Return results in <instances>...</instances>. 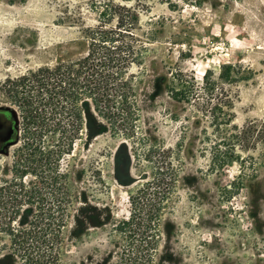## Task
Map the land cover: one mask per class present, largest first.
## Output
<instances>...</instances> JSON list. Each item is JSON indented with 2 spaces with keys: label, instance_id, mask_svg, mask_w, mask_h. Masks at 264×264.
<instances>
[{
  "label": "rangeland",
  "instance_id": "374dc122",
  "mask_svg": "<svg viewBox=\"0 0 264 264\" xmlns=\"http://www.w3.org/2000/svg\"><path fill=\"white\" fill-rule=\"evenodd\" d=\"M115 4L136 7L140 29L152 32L142 64L131 68L140 76L137 116L117 133L85 107L96 119L85 111L83 129L57 165L69 198L56 257L39 264H264V0H0V136L5 121L16 123L12 138L0 142V182L28 156L5 80L78 55L85 29ZM222 63L240 65L243 78L229 85L232 121L225 130L194 105L173 100L159 81L178 68L200 85L204 71L216 77ZM43 135L24 176L34 187L49 168L40 161L51 149ZM161 154L177 180L149 258L116 228L130 214L129 196L154 180ZM36 205L22 208L25 219ZM15 247L1 236L0 264H27Z\"/></svg>",
  "mask_w": 264,
  "mask_h": 264
},
{
  "label": "trees",
  "instance_id": "16d2710c",
  "mask_svg": "<svg viewBox=\"0 0 264 264\" xmlns=\"http://www.w3.org/2000/svg\"><path fill=\"white\" fill-rule=\"evenodd\" d=\"M100 15L95 26L85 29V47L78 55L4 82L5 92L20 111L23 149L28 156L19 160L14 177L0 182V239L7 236L16 246L14 253L23 256L27 264L55 260L52 248L60 240L67 217L64 206L69 198L66 188L61 191L62 186L58 185L64 174L57 165L59 156L70 153L83 129L85 111L96 119L85 107L90 105L117 133L132 128L137 116L140 76L131 68L142 64L152 32L140 29L139 11L131 5L115 4L104 8ZM239 70L240 65L222 63L214 77L213 71L206 69L199 85L193 75L175 68L166 77H159V81L173 100L194 105L208 114L214 126L225 130L232 121L229 85L243 79ZM255 126L254 121L246 123L241 130L243 136L253 132ZM43 134H49L51 149L40 161L49 168L45 180L34 187L25 182L24 176L30 173L31 152ZM161 155L154 180L129 196L130 214L116 228L126 243H136L138 252L145 250L149 258L158 243L162 214L177 180V170L170 159ZM226 158L225 154L219 163L227 162ZM48 200L52 202H47L46 207ZM35 203L38 210L25 219L22 208ZM17 222L20 225H15Z\"/></svg>",
  "mask_w": 264,
  "mask_h": 264
},
{
  "label": "flooded vegetation",
  "instance_id": "af4514ba",
  "mask_svg": "<svg viewBox=\"0 0 264 264\" xmlns=\"http://www.w3.org/2000/svg\"><path fill=\"white\" fill-rule=\"evenodd\" d=\"M6 131H4V133L0 136V142H8L12 136L14 135V132H12V128H13V123L11 122H6Z\"/></svg>",
  "mask_w": 264,
  "mask_h": 264
},
{
  "label": "water",
  "instance_id": "95a60500",
  "mask_svg": "<svg viewBox=\"0 0 264 264\" xmlns=\"http://www.w3.org/2000/svg\"><path fill=\"white\" fill-rule=\"evenodd\" d=\"M15 128H16V123L14 122V123H13L12 132H15V131H14V130H15Z\"/></svg>",
  "mask_w": 264,
  "mask_h": 264
}]
</instances>
